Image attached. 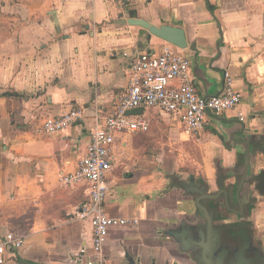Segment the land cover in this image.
<instances>
[{
	"label": "crops",
	"instance_id": "crops-1",
	"mask_svg": "<svg viewBox=\"0 0 264 264\" xmlns=\"http://www.w3.org/2000/svg\"><path fill=\"white\" fill-rule=\"evenodd\" d=\"M127 10L185 30L194 49L176 50L192 59L200 95L221 92L229 70L243 98L235 110L209 114L199 135L167 114L183 129V142L199 147L194 154L151 148V122L146 133L118 136L104 207L110 216L139 222L110 228L103 264H195L175 241L176 233L197 235L203 225L197 194L184 183L204 182L211 194L220 168L227 184L249 165L255 173L264 170V0H0V234L14 230L25 237L3 264H77L81 247L92 244L91 221L79 216L88 187L63 184L60 173L76 169L88 128L97 114L103 119L109 113L127 85L126 53L170 44L122 23ZM73 107L84 110L83 120L61 132L39 131L46 117ZM172 176L180 182L171 185ZM250 190L247 183L243 194Z\"/></svg>",
	"mask_w": 264,
	"mask_h": 264
},
{
	"label": "built area",
	"instance_id": "built-area-1",
	"mask_svg": "<svg viewBox=\"0 0 264 264\" xmlns=\"http://www.w3.org/2000/svg\"><path fill=\"white\" fill-rule=\"evenodd\" d=\"M176 47L170 43L161 50L135 49L126 53L130 58L127 85L109 113L103 119L97 114L95 123L88 128L89 143L76 169L60 173L61 183H85L88 187V200L81 204L79 216L91 221L93 239L90 247H81L77 254L83 264L104 263L103 251L110 228L139 222L137 218L110 216L104 207L111 190L108 176L114 167L118 136L150 130L145 114L127 115V111L139 107L158 109L178 119L188 134L199 135L209 114L235 110L242 101V92L235 88V78L229 70L225 71L220 94L200 95L193 79L192 59ZM84 118V110L73 107L61 115L46 117L39 131L61 132ZM239 119L245 121L246 115L240 113ZM24 243V235L17 231L0 234V264L5 263L10 250L19 249Z\"/></svg>",
	"mask_w": 264,
	"mask_h": 264
},
{
	"label": "flooded vegetation",
	"instance_id": "flooded-vegetation-1",
	"mask_svg": "<svg viewBox=\"0 0 264 264\" xmlns=\"http://www.w3.org/2000/svg\"><path fill=\"white\" fill-rule=\"evenodd\" d=\"M241 176L237 182L227 184L228 177L220 168L218 190L211 193L213 196L205 199V203L213 217L217 247H221L218 252L224 264H264L262 250L253 242V210L257 196H264V170L255 173L249 165L246 173ZM179 182L177 176L171 177V185ZM247 183L251 186L248 196L243 194ZM199 187H204V194H208L206 183L202 182Z\"/></svg>",
	"mask_w": 264,
	"mask_h": 264
},
{
	"label": "water",
	"instance_id": "water-1",
	"mask_svg": "<svg viewBox=\"0 0 264 264\" xmlns=\"http://www.w3.org/2000/svg\"><path fill=\"white\" fill-rule=\"evenodd\" d=\"M126 14L129 15L128 18H123L124 13H120V17L123 18L122 23H128L132 26H140L146 30L151 35H155L166 42H169L181 49L191 48L194 49L193 45H189L186 37L185 30L181 27L172 26V25H155L150 21L133 16L134 12L132 10H127ZM220 33L223 38V28L221 23H219ZM219 92L218 94H220ZM216 94V95H218ZM215 95V96H216ZM208 97V96H206ZM145 112L143 107L130 109L127 111V115H142ZM215 115V114H214ZM240 122H242L239 119ZM183 185V184H181ZM184 188L188 193L200 194L197 195L195 202L196 207L199 212V216L203 221L199 228L192 233L191 231L185 229L179 233H176L175 241L179 245V248L183 252L191 253L192 258L195 264H224L221 254L218 252V249L221 247H217V235L213 226V217L211 211L205 203V199L211 198L212 194H204L203 190L199 188L194 178H191L189 183H184ZM221 246V245H220ZM19 264H42L39 262H31L27 259H21ZM77 264H83L81 260L77 262ZM131 264H140L139 262L131 259Z\"/></svg>",
	"mask_w": 264,
	"mask_h": 264
},
{
	"label": "rangeland",
	"instance_id": "rangeland-1",
	"mask_svg": "<svg viewBox=\"0 0 264 264\" xmlns=\"http://www.w3.org/2000/svg\"><path fill=\"white\" fill-rule=\"evenodd\" d=\"M145 112L151 122V131L146 135L152 141L151 148L165 149L173 156H181L184 151L190 154L199 151V147L195 143L183 142V129L171 116L158 109H146ZM262 200V196L257 198L253 210L255 220L253 222V242L259 250H262L264 257V204L261 203Z\"/></svg>",
	"mask_w": 264,
	"mask_h": 264
},
{
	"label": "trees",
	"instance_id": "trees-1",
	"mask_svg": "<svg viewBox=\"0 0 264 264\" xmlns=\"http://www.w3.org/2000/svg\"><path fill=\"white\" fill-rule=\"evenodd\" d=\"M4 95H5V96H9V95H18V96H20L21 93H19V92H13V93L7 92V93H5Z\"/></svg>",
	"mask_w": 264,
	"mask_h": 264
}]
</instances>
